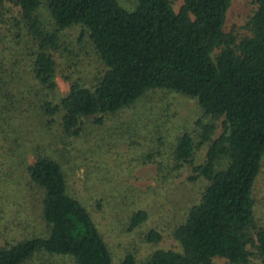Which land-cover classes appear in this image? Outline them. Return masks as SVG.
<instances>
[{"label":"trees","instance_id":"16d2710c","mask_svg":"<svg viewBox=\"0 0 264 264\" xmlns=\"http://www.w3.org/2000/svg\"><path fill=\"white\" fill-rule=\"evenodd\" d=\"M182 2L176 9L173 0H137L132 7L123 0H0V166L15 159L24 184L43 189L46 224L34 228L24 217L12 237L0 230V264L43 256L115 264L106 236L70 191L64 165L13 125L23 115V130L28 122L40 131L56 124L78 136L86 119L101 122L154 89L196 98L201 115L196 132L176 134L146 161L161 170L162 183L202 177L206 184L171 229L180 248L157 249L141 261L128 254L121 264H248L253 255L264 262V221L258 223L254 196L264 165V0H254L243 36L226 29L231 0ZM76 26L103 68L93 79L73 78L56 100L58 59ZM222 158L228 165L217 168ZM150 216L139 210L132 224L147 225ZM147 238L163 234L152 229Z\"/></svg>","mask_w":264,"mask_h":264},{"label":"rangeland","instance_id":"374dc122","mask_svg":"<svg viewBox=\"0 0 264 264\" xmlns=\"http://www.w3.org/2000/svg\"><path fill=\"white\" fill-rule=\"evenodd\" d=\"M136 1L123 0V3L132 7ZM182 1L173 0L174 7L178 9ZM254 6V0H231L227 31L238 36L247 34L245 26ZM81 31V27L76 26L65 34V49L54 75L56 100L70 90L73 78L93 79L103 68L92 43L87 36L80 35ZM18 112L16 110L14 115ZM200 115L196 98L170 89H154L121 111L105 115L101 122L86 119L78 136L64 135L56 124L40 131L28 122L27 129L23 130V115L15 118L13 126L19 128L27 142L44 144L42 153L54 155L64 165L70 191L80 198L106 236L114 263L121 264L128 254L141 261L157 249L180 248L171 229L188 211L194 201L192 194L198 193L199 197L206 183L202 177L189 185L173 178L162 183L157 176L161 170H157L155 162L146 159L167 148L162 143L169 144L176 134L185 130L196 132ZM18 151L21 152V148ZM157 158L161 157L157 155ZM227 165V158L216 162L217 168ZM22 172V166L15 159L0 166V230L9 237L24 217L31 220V227L46 228L41 217L44 191L35 184L25 185ZM254 196L256 218L261 224L264 221V165ZM139 210L151 214L147 225L132 224V216ZM152 229L160 231L163 238L149 240L147 234ZM3 237L0 235V242H4ZM34 263L73 264V261L70 257L53 260L43 256L31 264ZM216 263L232 264L226 258H217ZM248 264L264 262L260 256L253 255Z\"/></svg>","mask_w":264,"mask_h":264}]
</instances>
